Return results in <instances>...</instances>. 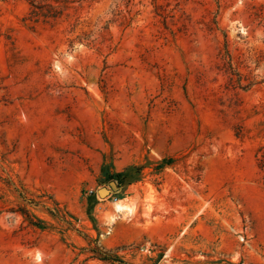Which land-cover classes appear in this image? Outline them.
Returning <instances> with one entry per match:
<instances>
[{"label": "rangeland", "instance_id": "1", "mask_svg": "<svg viewBox=\"0 0 264 264\" xmlns=\"http://www.w3.org/2000/svg\"><path fill=\"white\" fill-rule=\"evenodd\" d=\"M0 264H264V0H0Z\"/></svg>", "mask_w": 264, "mask_h": 264}, {"label": "trees", "instance_id": "2", "mask_svg": "<svg viewBox=\"0 0 264 264\" xmlns=\"http://www.w3.org/2000/svg\"><path fill=\"white\" fill-rule=\"evenodd\" d=\"M169 163H170V160H164L162 162V164H169ZM139 170H140L139 167H137V168L136 167H132V168H130L128 170H125L123 172L114 173L111 176H109L108 178L111 179V180H116L118 185H122L125 182L134 181L136 179V176L139 173ZM131 171H135L137 175H131ZM107 259H109V258H107Z\"/></svg>", "mask_w": 264, "mask_h": 264}, {"label": "water", "instance_id": "3", "mask_svg": "<svg viewBox=\"0 0 264 264\" xmlns=\"http://www.w3.org/2000/svg\"><path fill=\"white\" fill-rule=\"evenodd\" d=\"M109 187H110V189H111L112 191H116V189H117L116 184L113 183V182H110V183H109ZM101 192H104V194L108 193V191H107L105 188H101V189L98 190V194H99V195H101V196L104 195V194H101Z\"/></svg>", "mask_w": 264, "mask_h": 264}, {"label": "bare ground", "instance_id": "4", "mask_svg": "<svg viewBox=\"0 0 264 264\" xmlns=\"http://www.w3.org/2000/svg\"><path fill=\"white\" fill-rule=\"evenodd\" d=\"M101 194H104V192H101ZM114 208H115V211L118 213L123 207L120 204L116 203Z\"/></svg>", "mask_w": 264, "mask_h": 264}]
</instances>
